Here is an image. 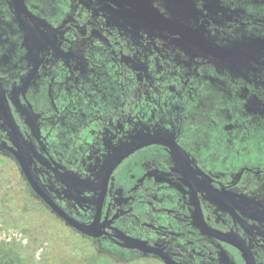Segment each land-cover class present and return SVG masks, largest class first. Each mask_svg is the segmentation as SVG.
I'll use <instances>...</instances> for the list:
<instances>
[{
    "label": "flooded vegetation",
    "instance_id": "1",
    "mask_svg": "<svg viewBox=\"0 0 264 264\" xmlns=\"http://www.w3.org/2000/svg\"><path fill=\"white\" fill-rule=\"evenodd\" d=\"M0 154L111 257L264 264V0H0Z\"/></svg>",
    "mask_w": 264,
    "mask_h": 264
},
{
    "label": "rangeland",
    "instance_id": "2",
    "mask_svg": "<svg viewBox=\"0 0 264 264\" xmlns=\"http://www.w3.org/2000/svg\"><path fill=\"white\" fill-rule=\"evenodd\" d=\"M0 154V262L2 264H161L148 256L116 259L102 246L43 216L21 191L14 164Z\"/></svg>",
    "mask_w": 264,
    "mask_h": 264
},
{
    "label": "water",
    "instance_id": "3",
    "mask_svg": "<svg viewBox=\"0 0 264 264\" xmlns=\"http://www.w3.org/2000/svg\"><path fill=\"white\" fill-rule=\"evenodd\" d=\"M31 184H32V186H33V188L35 189V186H34V184L31 182ZM54 207V206H53ZM54 209L59 213V214H61V215H63L64 216V214L59 210V209H57V208H55L54 207ZM66 219H67V221H68V223L70 224V225H72V226H74L75 228H77V229H79L81 232H83V233H85V234H88V235H94L89 229H87L86 227H84L82 224H79V223H77V222H75V221H73V220H71V219H69V218H67V217H65ZM138 247L139 249H141V250H144V251H149V248H146V247H144V246H142V245H140V244H131V247Z\"/></svg>",
    "mask_w": 264,
    "mask_h": 264
},
{
    "label": "trees",
    "instance_id": "4",
    "mask_svg": "<svg viewBox=\"0 0 264 264\" xmlns=\"http://www.w3.org/2000/svg\"><path fill=\"white\" fill-rule=\"evenodd\" d=\"M0 264H2V262H0ZM98 264H113V263L108 258L103 257V258L100 259V262Z\"/></svg>",
    "mask_w": 264,
    "mask_h": 264
}]
</instances>
